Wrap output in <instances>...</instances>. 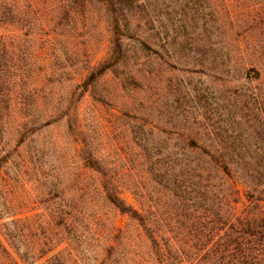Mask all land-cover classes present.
I'll return each mask as SVG.
<instances>
[{
    "label": "rangeland",
    "instance_id": "obj_1",
    "mask_svg": "<svg viewBox=\"0 0 264 264\" xmlns=\"http://www.w3.org/2000/svg\"><path fill=\"white\" fill-rule=\"evenodd\" d=\"M83 1L32 48L0 24V68H19L0 72L1 241L69 264H216L248 199L234 173L264 158V0Z\"/></svg>",
    "mask_w": 264,
    "mask_h": 264
},
{
    "label": "trees",
    "instance_id": "obj_2",
    "mask_svg": "<svg viewBox=\"0 0 264 264\" xmlns=\"http://www.w3.org/2000/svg\"><path fill=\"white\" fill-rule=\"evenodd\" d=\"M83 3V0L81 2L78 0H53V4L49 0H8V2L0 0V24H18L20 29L24 30L25 39L23 41L32 48L38 41L33 42L34 39L37 38L38 33L41 34L40 31L43 30L46 23L53 25L52 27H57L64 20L73 21L75 13L78 12L79 6L81 8ZM24 57L22 60L26 68L24 70L27 73L25 76H32L36 69V65L31 59L32 53H25ZM13 68L17 69L16 71L19 69L16 63L2 65L0 72L7 73ZM263 160L262 156L251 157L241 173H234L235 176L238 175V177L241 176L248 180L244 182L245 186L243 184L247 189L248 199L243 205V210L235 215L234 221L229 219L220 221L222 226L220 231L224 232L223 235H220L222 244H218V249L214 253H206L211 259L217 260L216 264H264V172L261 168ZM230 162V158L224 159L222 169L225 172L228 170ZM93 164H97V162H93ZM88 167L98 172L102 170L99 165ZM233 187L236 195L234 203L239 205L242 192L238 183L237 185L234 184ZM108 199L121 213L139 218L137 211H134L132 206L127 205L126 201L117 193L109 194ZM15 237H19V235H13L14 239ZM0 264L69 263L61 252H55V247L46 251L19 253L16 249L11 250L5 247L0 238Z\"/></svg>",
    "mask_w": 264,
    "mask_h": 264
}]
</instances>
